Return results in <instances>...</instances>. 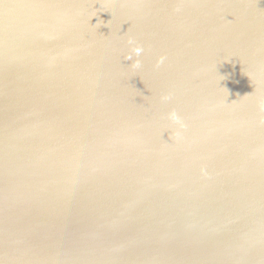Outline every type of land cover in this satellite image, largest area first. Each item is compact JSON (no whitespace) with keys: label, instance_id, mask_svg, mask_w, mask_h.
Instances as JSON below:
<instances>
[{"label":"water","instance_id":"water-1","mask_svg":"<svg viewBox=\"0 0 264 264\" xmlns=\"http://www.w3.org/2000/svg\"><path fill=\"white\" fill-rule=\"evenodd\" d=\"M0 264H264V0H0Z\"/></svg>","mask_w":264,"mask_h":264},{"label":"clouds","instance_id":"clouds-1","mask_svg":"<svg viewBox=\"0 0 264 264\" xmlns=\"http://www.w3.org/2000/svg\"><path fill=\"white\" fill-rule=\"evenodd\" d=\"M141 52H142V49L139 48V47L133 49V53H134L137 57L141 54ZM127 59H128V60H129V59L132 60V53H130V54L127 56ZM139 65H140L139 60H136V61L133 62V66H134V67H139ZM164 99H167V97H165Z\"/></svg>","mask_w":264,"mask_h":264}]
</instances>
